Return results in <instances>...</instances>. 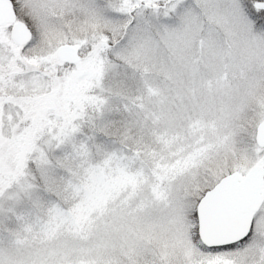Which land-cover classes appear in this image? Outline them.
Masks as SVG:
<instances>
[{
    "label": "snow or ice",
    "instance_id": "obj_1",
    "mask_svg": "<svg viewBox=\"0 0 264 264\" xmlns=\"http://www.w3.org/2000/svg\"><path fill=\"white\" fill-rule=\"evenodd\" d=\"M0 264H264V0H0Z\"/></svg>",
    "mask_w": 264,
    "mask_h": 264
}]
</instances>
